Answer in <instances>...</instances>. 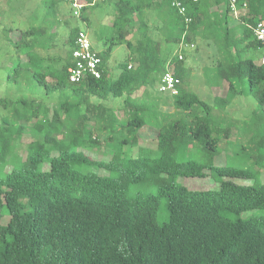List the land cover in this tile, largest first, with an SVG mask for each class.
<instances>
[{
	"label": "trees",
	"instance_id": "1",
	"mask_svg": "<svg viewBox=\"0 0 264 264\" xmlns=\"http://www.w3.org/2000/svg\"><path fill=\"white\" fill-rule=\"evenodd\" d=\"M43 1L47 23L14 33L3 27L18 57L8 79L32 78L48 94L63 88L70 94L52 116L35 99H0L11 116L31 122L16 129L5 118L0 129V264H264V61L241 55L264 47L253 31L264 20V0H236L238 17L230 0H179L184 12L174 0H115L118 34L99 51L102 75L77 83L69 67L80 30L71 28L65 61L53 65V27L61 23L63 2ZM238 26L242 31L234 33ZM198 38L214 41L222 55L216 77L227 87L213 104L184 85L189 70L179 59L186 54L181 43ZM115 42L129 48L116 78L107 66ZM169 69L182 81L179 93L155 94ZM236 95L257 100L254 122L242 128L214 114ZM92 96L124 103L115 108ZM28 128L39 137L18 152L14 141ZM144 134L154 136L156 148L142 143ZM224 138L242 144L250 166L220 159ZM190 180L216 186L196 188Z\"/></svg>",
	"mask_w": 264,
	"mask_h": 264
},
{
	"label": "rangeland",
	"instance_id": "2",
	"mask_svg": "<svg viewBox=\"0 0 264 264\" xmlns=\"http://www.w3.org/2000/svg\"><path fill=\"white\" fill-rule=\"evenodd\" d=\"M224 10V7L222 8ZM46 8L43 0H0V99L6 98L9 101H16L17 99L27 98L29 100L35 99L43 104L47 105L50 110H48L49 116H52L53 109L58 105V100L65 99L66 96L70 94V89L63 88L61 91L55 93H46V90L41 87H35V82L30 78L27 82L16 83L11 82L8 79L10 73L15 72L14 64L17 63V55L14 54L13 46L9 44L6 40L3 27L9 28L13 27V33L19 30H27L32 26H37L41 24L44 20L45 23L48 22L45 18ZM117 10L115 6V0H108L99 3L96 6L89 7L85 11L87 19L81 16H76L73 14L71 6L63 2L60 4L58 15L61 19L60 25L53 27L57 30V37L54 46L50 49V53L54 54L50 57V61L55 66H61L65 61L67 47L69 45V34L71 28H78L87 31L93 42L94 47L98 51L105 52L108 46L111 45L112 36L118 34V30L113 27V20L116 16ZM157 11L152 10L147 13V19L149 22L151 30L154 31L155 24L158 23ZM230 22L233 17H229ZM50 21V19H49ZM139 22H137L138 27ZM243 27L238 26L237 29L233 30L234 33H240ZM15 30V31H14ZM232 31V34L233 33ZM129 39L135 40L133 34L128 36ZM173 46V45H171ZM181 46L186 49L184 65L188 68L189 73L185 78L184 85L186 89L196 92L200 98L206 100L209 103H215L216 97L224 92L227 87L226 81L218 80L216 77V69L219 59L222 58L220 53L219 45L214 41L209 42L207 40L198 38L195 41L183 44ZM170 48V46H169ZM176 48V46H175ZM129 48L126 43L115 42L112 45V51L107 62L108 69L112 72L114 78H116L120 73L119 64L124 62L128 56ZM242 56H250L255 58L258 62L264 61V47L249 48L241 52ZM22 60H26L25 56H22ZM48 62L45 63L47 65ZM224 82V83H223ZM247 86V82H244L243 87ZM160 83H156L152 91L155 94H160L162 96H170L169 93H162L159 90ZM141 91L136 94H140ZM93 102H102L103 99L92 96ZM104 103L115 108H122L124 103L123 97H112L107 98ZM257 108V100L251 96L236 95L235 99L230 105L225 109L214 110V114L221 117V119L227 120L232 126L243 127L246 120L250 121L248 124L253 123L254 109ZM165 109H170L166 107ZM218 109V108H217ZM28 111V110H27ZM119 111V110H118ZM118 114H125L119 112ZM15 123V128L19 129L21 124H27L28 127L31 122L18 121L16 117L11 116L10 110L4 108L2 102L0 101V129H5L6 123L4 119ZM92 119V118H90ZM222 119V121H224ZM92 123V120H90ZM33 122V121H32ZM8 125V124H7ZM152 127L143 129L144 133L151 132ZM236 131V130H234ZM236 133L232 134V139H235ZM143 144L150 148L157 147V141L154 136L143 135ZM34 133L33 128H28L23 132V134L14 141V146L18 152L25 153L24 150L28 145L38 138ZM105 139V134L101 137ZM41 140V138H39ZM228 141L224 138L221 140L220 145L225 148L222 158L230 160V163L234 166H247L250 164L244 158V150L241 148L240 142L227 143ZM105 142L94 149L95 154L102 153L106 147H104ZM242 153L240 154V151ZM124 155L130 154V147L128 145L124 146ZM209 181V180H208ZM194 183V184H193ZM190 186L196 188H205L210 185L216 186L215 182L207 181L205 183H195V181H189Z\"/></svg>",
	"mask_w": 264,
	"mask_h": 264
},
{
	"label": "built area",
	"instance_id": "3",
	"mask_svg": "<svg viewBox=\"0 0 264 264\" xmlns=\"http://www.w3.org/2000/svg\"><path fill=\"white\" fill-rule=\"evenodd\" d=\"M66 2L71 6L73 14L81 16L85 7L94 5L96 2H103L106 0H93L90 3H84L81 0H60ZM231 8L236 17L239 15L236 0H230ZM174 5L180 8L181 12L185 11V7L181 5L179 0H174ZM244 6H247L245 3ZM189 20V19H187ZM253 31L256 38L264 43V20L258 21L253 26ZM73 63L69 67V80L70 82H80L85 76L91 75L95 78H100L102 75V57L99 51L94 48L90 35L87 31L81 29L76 37V47L72 52ZM179 59L184 60V53H179ZM130 67L132 65H129ZM182 81L177 77L171 69L163 72L160 80L159 89L163 92L175 95L179 93V86Z\"/></svg>",
	"mask_w": 264,
	"mask_h": 264
},
{
	"label": "crops",
	"instance_id": "4",
	"mask_svg": "<svg viewBox=\"0 0 264 264\" xmlns=\"http://www.w3.org/2000/svg\"><path fill=\"white\" fill-rule=\"evenodd\" d=\"M93 43V42H92ZM224 83V82H223Z\"/></svg>",
	"mask_w": 264,
	"mask_h": 264
}]
</instances>
